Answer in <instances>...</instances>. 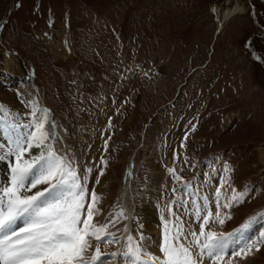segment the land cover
<instances>
[{"label": "rangeland", "instance_id": "rangeland-1", "mask_svg": "<svg viewBox=\"0 0 264 264\" xmlns=\"http://www.w3.org/2000/svg\"><path fill=\"white\" fill-rule=\"evenodd\" d=\"M237 5L244 14L218 31L212 9ZM0 105L18 140L47 113L49 143L100 197L95 222L116 220L108 263L123 264L110 254L129 235L162 257L170 202L185 234L199 233L195 212L215 216L220 191V204L243 194L219 209L231 219L205 227L237 244L224 264H264V0H0Z\"/></svg>", "mask_w": 264, "mask_h": 264}, {"label": "snow or ice", "instance_id": "snow-or-ice-1", "mask_svg": "<svg viewBox=\"0 0 264 264\" xmlns=\"http://www.w3.org/2000/svg\"><path fill=\"white\" fill-rule=\"evenodd\" d=\"M47 121L48 115L44 113L25 140L13 141L10 151L0 155V160L12 158L11 179L7 187L0 189V264H107L101 246L119 243L115 233L108 231L116 220L105 224L95 222V216L100 214L97 207L100 197L95 191L89 193L87 178L82 181L72 162L59 156L47 143L51 138L46 130ZM33 148L41 151L33 154ZM170 173L177 181L182 180L175 169H170ZM40 185L47 187L39 188ZM184 187H188L187 182ZM33 189L37 190L33 192ZM176 191L174 188L173 193ZM220 196L217 191L215 216L207 208L203 213L197 208L195 220L200 225L199 233L185 234L184 221L172 210L177 200L170 202L168 213L174 220L161 216L162 257L141 246L144 239L141 234L138 240L129 235L124 251L110 254L112 260L119 256L123 264H203L208 259L210 264H224V241L229 237L217 238L215 232H206L205 227L210 222L223 225L225 219H231L230 215L221 218L219 209L242 202L243 194L234 193L231 203L224 204L219 203ZM260 215L264 217V213ZM119 217L126 219L123 210ZM248 226L245 224L241 230ZM93 240L97 242L94 248ZM193 247L197 249L195 255ZM253 249L259 251V242L233 253V258L249 254Z\"/></svg>", "mask_w": 264, "mask_h": 264}, {"label": "bare ground", "instance_id": "bare-ground-1", "mask_svg": "<svg viewBox=\"0 0 264 264\" xmlns=\"http://www.w3.org/2000/svg\"><path fill=\"white\" fill-rule=\"evenodd\" d=\"M212 11H213L214 15L217 16L218 31H220L223 28V26L231 18L244 14L243 9L239 5H237L236 7L232 8V9L231 8L227 9L223 12L219 8H213ZM61 45L62 44H59L56 46L57 47L56 53L59 56L64 58L67 55V51L65 49V46H63V45L61 46ZM14 63H15V61H14L13 57L7 58V64L6 65H7L8 69H10L14 65ZM12 122H13V126L10 127V129H11V135L15 141V138H17V139L20 138L21 134L19 135V133H17L18 132V130H17V118H12ZM3 125H5V124L0 123V155H6L10 151V149L12 148V147H10L12 144L7 142V140H9V139L7 136H5V134L3 132V129H4ZM12 142H13V139H12ZM47 143H49V141ZM40 151H41V149H37V148L32 150V152H36L35 154H38ZM9 164L11 167V164H12V158L11 157H8L4 160H0V189L7 187L9 184V181L11 178V171L9 168H7V167H9ZM45 186L46 185H40L39 188H42ZM36 190L37 189H33V192H35ZM144 210L146 213L147 221L149 223L156 222L153 210L150 207H145ZM133 213H134V211L129 212L130 215H132ZM130 227H131V225L128 226V230H130ZM221 237H228V236H221ZM217 238H220V237H217ZM246 239H248V238H244V236L240 237V243L241 244L244 243ZM230 242H231V240L229 238L224 241L225 257L230 255V253H232V251L237 247V244H235V247H234V244H231ZM193 253L195 255L197 253V250H194ZM105 260H107V258H105ZM205 260H207V259H205ZM205 260L203 261V264H206ZM107 264H111V263L107 262Z\"/></svg>", "mask_w": 264, "mask_h": 264}]
</instances>
